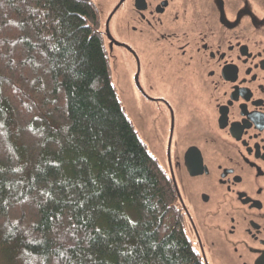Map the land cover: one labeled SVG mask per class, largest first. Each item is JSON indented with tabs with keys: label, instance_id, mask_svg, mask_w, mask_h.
Masks as SVG:
<instances>
[{
	"label": "trees",
	"instance_id": "obj_1",
	"mask_svg": "<svg viewBox=\"0 0 264 264\" xmlns=\"http://www.w3.org/2000/svg\"><path fill=\"white\" fill-rule=\"evenodd\" d=\"M105 42L92 0H0V247L13 264H205Z\"/></svg>",
	"mask_w": 264,
	"mask_h": 264
},
{
	"label": "flooded vegetation",
	"instance_id": "obj_2",
	"mask_svg": "<svg viewBox=\"0 0 264 264\" xmlns=\"http://www.w3.org/2000/svg\"><path fill=\"white\" fill-rule=\"evenodd\" d=\"M94 4L191 242L216 264H264V0Z\"/></svg>",
	"mask_w": 264,
	"mask_h": 264
},
{
	"label": "rangeland",
	"instance_id": "obj_3",
	"mask_svg": "<svg viewBox=\"0 0 264 264\" xmlns=\"http://www.w3.org/2000/svg\"><path fill=\"white\" fill-rule=\"evenodd\" d=\"M94 3H96L97 5L101 4L100 7H103V11L106 12V8L109 7V5H111L113 0H92ZM103 2V3H101ZM121 2H123V0H121ZM108 12V11H107ZM108 13L105 17H100L101 18V22L102 25L105 27L107 26L108 22L109 23V27H108V32H107V37L105 36L106 39V47L108 50V55L110 58V63H111V69H112V78H113V82L114 85L116 87V89L118 91H121V88L125 89L123 87V79L122 77L126 78L127 76V72L129 70L128 67H126L124 65V60L121 59L120 57V51L119 48L117 47V45H114L115 42V35L112 33V16L108 17ZM106 19V20H105ZM123 68H125L124 71ZM120 102L122 104V107L124 109V111L126 112L127 116L129 117L130 121L133 123V125L135 126L136 130L138 131V134L140 136V138H142L143 136V127H142V122L144 120V116L143 114H138V112L135 110L134 105L137 103V101L135 99H133V102L131 101V96L130 94L125 96L122 95V97H120ZM140 121V123H139ZM187 232V231H186ZM188 235V232H187ZM190 235V233H189ZM188 235V236H189ZM206 261L208 264H216L217 263V259L214 255L210 256L209 253L207 252L206 249ZM0 264H13L11 261V257H10V253L8 251L3 250L0 247Z\"/></svg>",
	"mask_w": 264,
	"mask_h": 264
},
{
	"label": "water",
	"instance_id": "obj_4",
	"mask_svg": "<svg viewBox=\"0 0 264 264\" xmlns=\"http://www.w3.org/2000/svg\"><path fill=\"white\" fill-rule=\"evenodd\" d=\"M86 1H89V0H86ZM105 36L107 37V34H105ZM105 46H106V42H105ZM106 49H107V47H106ZM108 51V50H107ZM202 251V250H201ZM202 255V259H203V261H204V263L205 264H208L207 263V261H206V259H205V256L203 255V254H201Z\"/></svg>",
	"mask_w": 264,
	"mask_h": 264
}]
</instances>
